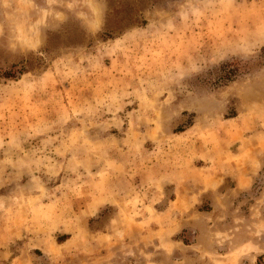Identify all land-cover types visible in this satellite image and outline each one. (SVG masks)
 Instances as JSON below:
<instances>
[{
    "label": "rangeland",
    "instance_id": "1",
    "mask_svg": "<svg viewBox=\"0 0 264 264\" xmlns=\"http://www.w3.org/2000/svg\"><path fill=\"white\" fill-rule=\"evenodd\" d=\"M0 264H264V0H0Z\"/></svg>",
    "mask_w": 264,
    "mask_h": 264
},
{
    "label": "trees",
    "instance_id": "2",
    "mask_svg": "<svg viewBox=\"0 0 264 264\" xmlns=\"http://www.w3.org/2000/svg\"><path fill=\"white\" fill-rule=\"evenodd\" d=\"M223 66H225V65H223Z\"/></svg>",
    "mask_w": 264,
    "mask_h": 264
}]
</instances>
